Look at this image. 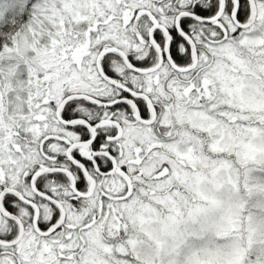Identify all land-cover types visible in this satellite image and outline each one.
Wrapping results in <instances>:
<instances>
[{
    "label": "snow or ice",
    "instance_id": "obj_1",
    "mask_svg": "<svg viewBox=\"0 0 264 264\" xmlns=\"http://www.w3.org/2000/svg\"><path fill=\"white\" fill-rule=\"evenodd\" d=\"M0 264H264V0H0Z\"/></svg>",
    "mask_w": 264,
    "mask_h": 264
}]
</instances>
